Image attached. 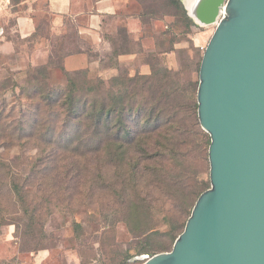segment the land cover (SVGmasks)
<instances>
[{"label":"trees","instance_id":"trees-1","mask_svg":"<svg viewBox=\"0 0 264 264\" xmlns=\"http://www.w3.org/2000/svg\"><path fill=\"white\" fill-rule=\"evenodd\" d=\"M164 16L175 23L149 33L148 25ZM137 18L141 34L118 24L105 36L107 51L95 50L77 29L70 50L65 32L56 33L46 62L25 72L19 93L25 107L7 98L12 78L0 80V233L14 226L18 253L67 241L80 264H142L130 259L169 251L209 187L210 136L196 99L201 55L175 46L194 22L181 0L145 5ZM148 36L154 44L147 48ZM73 53L98 62L99 71H116L103 77L89 67L67 69ZM170 53L176 67L167 64ZM121 55L142 58L149 72L140 65L131 71L118 62ZM52 67L60 68L64 85L49 83ZM188 67L197 79L182 76ZM120 223L128 241L115 236ZM62 228L71 235H56Z\"/></svg>","mask_w":264,"mask_h":264},{"label":"water","instance_id":"water-1","mask_svg":"<svg viewBox=\"0 0 264 264\" xmlns=\"http://www.w3.org/2000/svg\"><path fill=\"white\" fill-rule=\"evenodd\" d=\"M199 26L215 24L196 92L210 136L209 187L169 251L142 264H264V0H181Z\"/></svg>","mask_w":264,"mask_h":264},{"label":"rangeland","instance_id":"rangeland-1","mask_svg":"<svg viewBox=\"0 0 264 264\" xmlns=\"http://www.w3.org/2000/svg\"><path fill=\"white\" fill-rule=\"evenodd\" d=\"M130 1L133 4H131L132 6L129 11L132 13L134 12L135 15H138L145 5L161 4V0ZM19 17H27L33 21L36 28H38V35L36 37L31 38L30 40L20 38L17 31V18ZM175 19L176 18L173 16H164L163 18L154 20L151 25H148V32L152 33L166 28L167 25H173V23H175ZM0 22L4 25L6 30L5 39L12 40L14 45V50L9 54L0 51V80L3 81L7 77L12 78L11 83L13 87L8 90L7 98L15 103H19L20 101V103L25 107L27 105V99L24 96H20L19 93L24 84L23 80L25 79V72L29 68L32 55L31 53L35 47H39L43 51H47V55H49L55 42V33L51 29L52 15L47 9V0H0ZM65 22L63 31H65V35L67 36L66 46L68 49L73 50L76 39V24L70 20ZM180 29H182V27ZM180 29L177 28L174 30L180 31ZM214 29L215 24L199 26L194 23V25L191 26L190 32L185 34L183 38L175 44V46L186 49L187 53L191 57H195L197 54L202 55L204 47L206 46V43L208 42ZM71 34L73 37L70 38L69 36ZM144 42V47H151L154 44V40L151 36L145 37ZM66 58L64 65L68 69L67 66L69 64H67V62L73 58L69 57L67 60ZM141 60L143 59L139 57L138 59L128 60L131 71L139 65ZM166 61L171 67L177 66L176 56L174 53L168 54L166 56ZM74 65L76 66L78 64H73L72 62V66ZM91 72L93 76L97 75L96 66H91ZM182 76L185 79H197V73L189 67L186 71L182 72ZM48 77L51 85L58 86L66 83V78L60 68H50ZM55 233L56 235L67 237L71 235V230L68 228H62L60 230H56ZM115 236L117 240L121 242H125L130 239L127 227L123 223L117 225ZM68 244L69 243L67 241H62L51 249L40 250L34 253H18L14 226H3L0 233L1 264H80L81 258L78 251L75 248L69 247ZM133 260H138L139 262L144 261V259H130V261ZM89 264H97V262L92 261Z\"/></svg>","mask_w":264,"mask_h":264},{"label":"crops","instance_id":"crops-1","mask_svg":"<svg viewBox=\"0 0 264 264\" xmlns=\"http://www.w3.org/2000/svg\"><path fill=\"white\" fill-rule=\"evenodd\" d=\"M131 4L133 3L130 0H47V9L52 15L51 29L55 34L64 33L65 21L70 20L76 24L78 36L82 40L90 44L97 51H107L110 49V44L105 36L106 34L114 33L118 24L125 25L136 36L141 34V24L137 15L129 11L132 6ZM110 16L115 18L110 19ZM17 26L20 38H26L36 30L33 21L27 17L17 18ZM144 39L142 42H144ZM13 50L14 45L12 40L4 38L0 42V51L9 54ZM42 51L39 47L33 49L30 64L38 65L47 60V51ZM69 57L73 59L67 62L69 64L67 66L68 69L84 67L91 69V66L94 65L96 66L97 74L103 77H108L116 71L114 68L99 71L98 62H88L87 56L84 53H75L68 56L66 60ZM130 59H138V57L135 55H121L118 57V62L129 66L128 60ZM72 62L78 65L72 66ZM139 65L141 72H149V67L144 63V60H141Z\"/></svg>","mask_w":264,"mask_h":264},{"label":"built area","instance_id":"built-area-1","mask_svg":"<svg viewBox=\"0 0 264 264\" xmlns=\"http://www.w3.org/2000/svg\"><path fill=\"white\" fill-rule=\"evenodd\" d=\"M5 36V27L4 25L0 22V41L4 38ZM205 48V47H204Z\"/></svg>","mask_w":264,"mask_h":264},{"label":"bare ground","instance_id":"bare-ground-1","mask_svg":"<svg viewBox=\"0 0 264 264\" xmlns=\"http://www.w3.org/2000/svg\"><path fill=\"white\" fill-rule=\"evenodd\" d=\"M189 0H185V2H188Z\"/></svg>","mask_w":264,"mask_h":264}]
</instances>
